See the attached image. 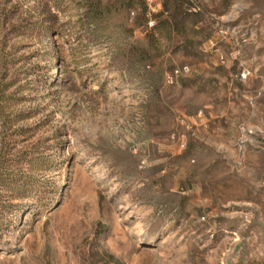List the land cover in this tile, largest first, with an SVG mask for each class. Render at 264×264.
Here are the masks:
<instances>
[{
    "label": "rangeland",
    "instance_id": "rangeland-1",
    "mask_svg": "<svg viewBox=\"0 0 264 264\" xmlns=\"http://www.w3.org/2000/svg\"><path fill=\"white\" fill-rule=\"evenodd\" d=\"M0 264H264V0H0Z\"/></svg>",
    "mask_w": 264,
    "mask_h": 264
},
{
    "label": "built area",
    "instance_id": "built-area-1",
    "mask_svg": "<svg viewBox=\"0 0 264 264\" xmlns=\"http://www.w3.org/2000/svg\"><path fill=\"white\" fill-rule=\"evenodd\" d=\"M154 25H155L154 24V21L152 19L148 18L147 19V22H146L147 28L151 29V28L154 27ZM168 79H169V82L168 83H171L172 82L171 78H168Z\"/></svg>",
    "mask_w": 264,
    "mask_h": 264
},
{
    "label": "trees",
    "instance_id": "trees-1",
    "mask_svg": "<svg viewBox=\"0 0 264 264\" xmlns=\"http://www.w3.org/2000/svg\"><path fill=\"white\" fill-rule=\"evenodd\" d=\"M94 12H96V9L94 10Z\"/></svg>",
    "mask_w": 264,
    "mask_h": 264
}]
</instances>
